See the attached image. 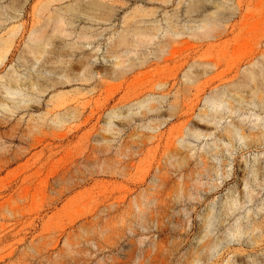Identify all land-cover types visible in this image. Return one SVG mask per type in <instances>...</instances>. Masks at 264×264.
Wrapping results in <instances>:
<instances>
[{"label":"rangeland","instance_id":"374dc122","mask_svg":"<svg viewBox=\"0 0 264 264\" xmlns=\"http://www.w3.org/2000/svg\"><path fill=\"white\" fill-rule=\"evenodd\" d=\"M262 49L264 0H0V264H264Z\"/></svg>","mask_w":264,"mask_h":264},{"label":"bare ground","instance_id":"6f19581e","mask_svg":"<svg viewBox=\"0 0 264 264\" xmlns=\"http://www.w3.org/2000/svg\"><path fill=\"white\" fill-rule=\"evenodd\" d=\"M152 27H154V26H152ZM201 28H202L201 26H198L196 29L199 30ZM152 29H154V28H152ZM155 29L159 30V27L155 26ZM258 54H259V56L264 57V49H262ZM115 59H117L115 62L116 67H118L120 65H124V64H126L129 67V66L134 64V61H131L130 59H125L122 57H115ZM169 59H170V57H169ZM253 59H254V57L251 58V63L249 60H247L246 63L247 64L250 63L249 65L253 64ZM257 72H258V74H257ZM255 75H261L262 79L264 80V76L262 75V73H260V71H258L256 69L255 70L249 69V68L244 69L242 78H243V81H245V82L239 83L237 85V88H234L235 91L233 92V94H230L229 92H227V95L232 97L234 100H235V96H236L237 97L236 101L239 102V99H242L243 96L237 95L238 91L241 92V88L247 87L248 89L246 90V92L256 93L257 95H259L258 100L261 102H264L263 96L260 95L261 92L258 90V87H257L258 85H256V82L251 87H249V85L246 84V82H249V80L254 81ZM174 78L175 77H173V74L166 73V75L163 76L155 84V87H158V89L160 90V93L155 95L153 92H150V89H152V86H150L148 88L142 87L138 90V93L133 96L132 100L126 102L125 104H128L131 102L132 105H136L138 107L145 105V107L148 111H152L153 109L157 108L156 104L159 103V99H162V98L167 96L168 93L164 92V90H166V88H168V87L173 86L174 81H172V80ZM184 78L186 79L185 75H184ZM3 87H4V90L6 92L13 93V91L10 89V86L5 84V85H3ZM213 93H214V97H213L212 101L214 102V104H213L214 106L225 103L223 100H221V97L226 94V89H225L224 85L220 86V87H215ZM262 93H264V92H262ZM227 107H228V110L231 111L232 107L231 106H227ZM142 112H143L142 114L144 116L147 115V111H142ZM229 135H231L230 132H229Z\"/></svg>","mask_w":264,"mask_h":264}]
</instances>
